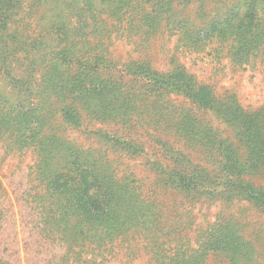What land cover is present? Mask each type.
I'll use <instances>...</instances> for the list:
<instances>
[{"label": "rangeland", "instance_id": "374dc122", "mask_svg": "<svg viewBox=\"0 0 264 264\" xmlns=\"http://www.w3.org/2000/svg\"><path fill=\"white\" fill-rule=\"evenodd\" d=\"M122 32L111 36V61L98 65L118 89L132 92L135 102L127 111V92L116 94L114 114L126 112L128 121L125 116L123 121L95 118L85 108L71 123L64 116L68 101L54 99L50 125L74 146L118 166L145 211L136 209L111 228L104 216L74 204L69 193L41 200L32 174L36 155L30 150L7 154L0 145V257L11 264H56L66 246L62 232L76 230L84 237L76 249L85 252L73 264H177L179 256L188 257L183 250L231 231L244 240V251L236 259L229 251H213L207 264H264V152L251 158L242 133L229 120L242 109L264 130L262 66L235 67L217 43L195 53L161 25L131 38ZM135 61L152 72L128 65ZM176 63L210 89L213 107L154 82V76L164 82L162 76L177 69ZM226 156L236 165L225 167ZM251 164L258 169L240 172V165ZM177 167L182 168L178 175ZM117 203V213L126 209L121 198Z\"/></svg>", "mask_w": 264, "mask_h": 264}, {"label": "trees", "instance_id": "16d2710c", "mask_svg": "<svg viewBox=\"0 0 264 264\" xmlns=\"http://www.w3.org/2000/svg\"><path fill=\"white\" fill-rule=\"evenodd\" d=\"M153 24L177 35L182 47L195 53L217 43L235 67L260 65L264 71V0H0V81L6 84H0V145L7 154L30 150L36 155L32 174L42 191L37 194L41 200L69 193L74 204L83 203L104 216L111 228L136 209L145 211L124 172L112 161L104 160L106 156L100 157L94 150L78 148L65 140L58 130L52 129L50 112L53 100L60 99L68 101L64 116L71 123L77 122L79 110L85 108L86 114L95 118L123 121L125 116L128 121L130 115L126 112L114 114L119 109L116 94L127 92V111L135 102L132 92L126 86L118 89L114 80L103 77L106 68L100 69L98 64L111 61L109 46L113 34L120 35L122 30L121 35L125 33L128 38L144 35ZM138 64L140 61L128 65ZM176 66L162 76L164 82L157 76L153 77L154 82L213 107L215 100L210 89L199 86L184 65ZM138 69L152 72L145 64L138 65ZM236 113L229 120L242 133L251 158L262 154V126L255 115L242 109ZM224 159L225 167L236 165L231 156ZM252 167L239 166L243 173L258 169ZM175 169L176 175L182 170ZM119 198L126 209L117 213ZM60 205L57 202L58 210ZM47 207L51 212V206ZM44 231L50 233L46 227ZM226 232L196 249L183 250L181 254L188 257L179 256L177 264H207L209 254L217 250L229 251L231 258L236 259L244 251L245 242L231 231ZM81 233L62 232L66 246L56 264H73L80 259L85 252L76 249L80 246L78 241L84 240ZM0 264L11 263L0 257Z\"/></svg>", "mask_w": 264, "mask_h": 264}]
</instances>
